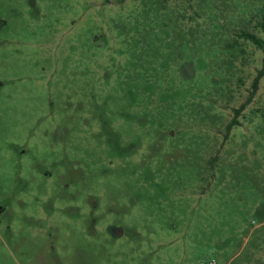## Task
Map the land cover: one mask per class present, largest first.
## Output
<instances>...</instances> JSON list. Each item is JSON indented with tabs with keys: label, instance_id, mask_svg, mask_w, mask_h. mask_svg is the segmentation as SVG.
I'll return each instance as SVG.
<instances>
[{
	"label": "rangeland",
	"instance_id": "rangeland-1",
	"mask_svg": "<svg viewBox=\"0 0 264 264\" xmlns=\"http://www.w3.org/2000/svg\"><path fill=\"white\" fill-rule=\"evenodd\" d=\"M0 21V264H264V0Z\"/></svg>",
	"mask_w": 264,
	"mask_h": 264
},
{
	"label": "trees",
	"instance_id": "trees-1",
	"mask_svg": "<svg viewBox=\"0 0 264 264\" xmlns=\"http://www.w3.org/2000/svg\"><path fill=\"white\" fill-rule=\"evenodd\" d=\"M243 36H245L247 39H250L254 44L264 49V40L258 38L254 34L251 33H243ZM264 73V54L262 57V69L259 72V75L261 76Z\"/></svg>",
	"mask_w": 264,
	"mask_h": 264
},
{
	"label": "water",
	"instance_id": "water-1",
	"mask_svg": "<svg viewBox=\"0 0 264 264\" xmlns=\"http://www.w3.org/2000/svg\"><path fill=\"white\" fill-rule=\"evenodd\" d=\"M108 230H109V233L114 237H118L123 234V229L119 226L112 225L109 227Z\"/></svg>",
	"mask_w": 264,
	"mask_h": 264
},
{
	"label": "flooded vegetation",
	"instance_id": "flooded-vegetation-1",
	"mask_svg": "<svg viewBox=\"0 0 264 264\" xmlns=\"http://www.w3.org/2000/svg\"><path fill=\"white\" fill-rule=\"evenodd\" d=\"M0 22H1V21H0ZM3 22L5 23V21H2V23H3ZM110 226H112V225H109V227H110ZM108 229H109V228H108Z\"/></svg>",
	"mask_w": 264,
	"mask_h": 264
},
{
	"label": "built area",
	"instance_id": "built-area-1",
	"mask_svg": "<svg viewBox=\"0 0 264 264\" xmlns=\"http://www.w3.org/2000/svg\"><path fill=\"white\" fill-rule=\"evenodd\" d=\"M208 264H213L212 262H209Z\"/></svg>",
	"mask_w": 264,
	"mask_h": 264
}]
</instances>
